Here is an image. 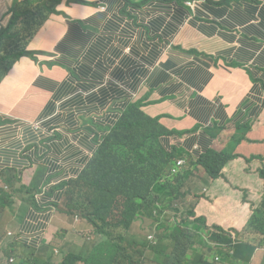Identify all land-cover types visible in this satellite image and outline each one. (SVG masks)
Segmentation results:
<instances>
[{"label": "crops", "instance_id": "crops-1", "mask_svg": "<svg viewBox=\"0 0 264 264\" xmlns=\"http://www.w3.org/2000/svg\"><path fill=\"white\" fill-rule=\"evenodd\" d=\"M14 1L0 0V31ZM87 1L97 4L64 0L29 45L40 52L38 60L22 57L0 84V180L18 171L32 180L40 172L48 187L46 220L36 222L37 211L29 207L7 212L0 264L9 255L18 264L43 258L34 256L40 242L50 247L45 259L62 264L76 244L49 239L63 236V224L91 227L86 220H61L58 234L49 236L55 212L63 211V184L95 151L77 136L83 128L92 140L108 134L119 117L116 90L128 105L147 101L145 112L174 135L172 148L196 158L210 149L236 155L219 178L199 167L185 183L209 223L232 228L251 210L244 197L263 188L257 168L264 166V141H254L263 140L264 0H197V6L188 4L193 0ZM92 106L94 113L86 115L83 109ZM250 124L252 142L234 144ZM39 227L44 234L36 238Z\"/></svg>", "mask_w": 264, "mask_h": 264}, {"label": "trees", "instance_id": "trees-1", "mask_svg": "<svg viewBox=\"0 0 264 264\" xmlns=\"http://www.w3.org/2000/svg\"><path fill=\"white\" fill-rule=\"evenodd\" d=\"M63 1H14L10 22L0 31V84L22 57L38 60L40 52L30 49L29 45L50 16L59 12L58 6ZM67 1L97 4L87 0ZM230 1L222 0L221 3ZM91 54L88 53L85 63L88 69ZM117 75L122 78L124 72L119 71ZM116 94L120 101L119 117L108 134L103 139L97 135L92 140L91 133L83 128L77 136L83 147L95 151H90L93 156L84 161L87 165L79 175L63 184L65 207L59 206L63 211L55 212L49 234H58L55 230L61 220L69 222L76 218L86 220L93 227L84 232L88 228L78 225L81 235L83 232L85 236L99 234L109 245L101 255L96 250L80 255L69 251L62 264H264V166L257 168L263 183L259 196L243 199L251 210L237 218L232 228L209 223L185 183L199 167L205 168L210 178H219L224 166L236 155L210 149L196 158L176 147L169 150L174 135H169L170 130L160 122V117L145 112L147 101L137 99L128 105L119 90ZM94 110L92 106L83 112L93 114ZM253 126H246L233 143L252 142L247 132ZM258 137L263 140L254 142L264 141V120L259 123ZM181 157L186 158V165L174 171ZM21 173L18 171L15 176L4 179L10 190L3 191L0 187V204L7 200L12 212L20 206L32 208L37 211L36 222L46 220L47 205L42 197L48 193L47 185L26 195L19 177ZM29 188L26 187L28 192ZM170 217L174 220H169ZM141 220L157 222L150 225L154 240L149 237L151 234L132 231ZM41 233L43 235L44 230L39 227L34 236L39 238ZM42 246L43 242L36 246L34 256L43 254V258L35 256L31 264H53L45 259L50 247ZM258 249L260 260L253 263ZM216 256L219 261L215 260ZM11 257L16 258L18 264L15 255L7 256L6 260Z\"/></svg>", "mask_w": 264, "mask_h": 264}, {"label": "rangeland", "instance_id": "rangeland-1", "mask_svg": "<svg viewBox=\"0 0 264 264\" xmlns=\"http://www.w3.org/2000/svg\"><path fill=\"white\" fill-rule=\"evenodd\" d=\"M26 1H28V0H26ZM240 133L241 132H239V134ZM39 176H40V174L37 175V176H34L33 179H36V180L31 181V182L26 184L24 182L25 180L23 179L24 177L22 175H20L21 181L24 184H26L28 187H30L29 188L30 192H28L26 190L27 186L23 184V192L26 193V195L34 194L36 192V190L39 189V188L43 189V187L41 185H47L46 181H43V180L39 179ZM0 185H1L0 187L4 188L5 191H9L10 190L9 186L6 183H4V181H2V180H0ZM64 203H65V201L62 202L61 209L65 207ZM0 211H1V218H0V227H1L2 224H3V221H6V219H7V215H11L12 214V213H7V212L11 211L8 201H7L6 205H0ZM169 220L173 221L174 218L170 217ZM151 224L152 225H156L157 222L156 221H152V220H147V221L141 220L140 223H137V224H135L133 226L132 231L135 232V233L151 234V236H152L151 239L154 240V235L152 233V229L150 228ZM81 226L83 227V229L85 228V225L81 224ZM62 227H63L62 228L63 236H55V237L50 238L49 240L50 241H54L52 243V245H55L56 241L66 242L67 245H71L72 243L76 244L73 247L72 253H75L77 255L84 254V253H87V252L93 251V250L98 251L100 253V255H101L102 252L105 250L106 246L109 245V241L106 238H104L103 236L99 235V234H94L93 236H85L84 232H88L90 229L93 228L92 226L90 228L86 229L82 233V235H81V233L78 230H76L73 227H69V226H67L65 224H63ZM142 227H144V229H142ZM135 233H132V234H135ZM1 238H2V235L0 236V239ZM83 241L85 242V244H84ZM153 243L155 244L156 241H153ZM83 246L85 247V250H84ZM260 249H258L256 251L255 255L260 251ZM147 264H151V263H147Z\"/></svg>", "mask_w": 264, "mask_h": 264}, {"label": "built area", "instance_id": "built-area-1", "mask_svg": "<svg viewBox=\"0 0 264 264\" xmlns=\"http://www.w3.org/2000/svg\"><path fill=\"white\" fill-rule=\"evenodd\" d=\"M188 4L192 5V6H197L198 5V1L197 0H193V1H189ZM36 125L38 126V123H36ZM186 164V159L184 157L178 158L177 162H176V167L177 169H175L174 171H180L181 168L183 166H185ZM150 238H152V236H149ZM219 256L215 257L216 261H219ZM5 264H17V260L14 257H11L9 260H6Z\"/></svg>", "mask_w": 264, "mask_h": 264}, {"label": "clouds", "instance_id": "clouds-1", "mask_svg": "<svg viewBox=\"0 0 264 264\" xmlns=\"http://www.w3.org/2000/svg\"><path fill=\"white\" fill-rule=\"evenodd\" d=\"M13 67H15V65H13ZM172 146H173V143H172V145H171V147H170V149H169V150H172V149H173V148H172ZM184 158H185V157H184ZM185 159H186V158H185ZM185 165H186V164H185ZM183 167H184V166H183ZM183 167H182V168H183ZM182 168H181V169H182ZM44 246H45V245H44ZM44 246H43V247H44ZM54 251H56V252H57V249H55Z\"/></svg>", "mask_w": 264, "mask_h": 264}, {"label": "bare ground", "instance_id": "bare-ground-1", "mask_svg": "<svg viewBox=\"0 0 264 264\" xmlns=\"http://www.w3.org/2000/svg\"><path fill=\"white\" fill-rule=\"evenodd\" d=\"M39 174H41V173L39 172L38 175H39ZM25 182H26V183H29V182H31V180L26 179Z\"/></svg>", "mask_w": 264, "mask_h": 264}]
</instances>
